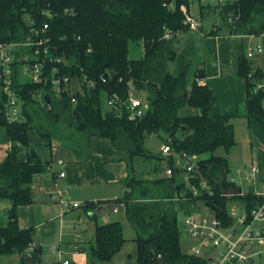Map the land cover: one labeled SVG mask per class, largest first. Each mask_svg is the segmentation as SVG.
<instances>
[{
    "label": "trees",
    "instance_id": "16d2710c",
    "mask_svg": "<svg viewBox=\"0 0 264 264\" xmlns=\"http://www.w3.org/2000/svg\"><path fill=\"white\" fill-rule=\"evenodd\" d=\"M185 2L174 0L172 10L163 0H0V42L15 44L11 63L13 87L22 98L25 116L24 120L13 121L0 113V125L6 127L9 139L28 144V130L36 128L31 119L36 104L45 117L56 121L59 113L65 111L76 130L88 136L108 137L125 152L130 169L136 157L142 158L144 164L150 163L148 177L127 175L123 180L126 189L114 201L122 202L135 231L137 264H151L157 253L162 255L161 264H207L203 258L183 251L178 210L185 213L198 209L195 204L201 198L205 206L213 204L215 215L230 225L233 219L227 208L231 201L236 200L249 214L264 200V195L253 189L243 194L239 185L227 178L228 161L218 150L228 151L234 145L233 124L230 116L219 109L212 90L198 82L205 74L202 65L193 62L196 54L192 38L180 44V34L189 30L182 23L179 9ZM222 10L223 23L227 22L226 12H233L234 21L225 23L226 29L264 33V0H233ZM44 24L47 27L43 30ZM164 28L174 32L168 39L162 38ZM40 38L47 41L39 46L36 55V47L28 43ZM133 41L140 42L143 48L138 59L128 57V46ZM235 51L236 74L246 79V116L256 119L264 129V94L254 88V79L247 77L253 65L246 56L243 39L235 45ZM36 61L44 63L43 71L49 80L57 74L52 72L55 67L59 74L78 79L80 88L55 96L49 80L34 82L23 74V66ZM256 69L257 74L262 72L261 68ZM89 80L93 86H88ZM39 92L49 95L50 108L40 106L35 98ZM130 92L144 94L148 101L139 119H129L127 109L118 104L104 109L112 95L125 100ZM72 97L76 98L75 103L71 102ZM5 100L0 81V107ZM182 106L198 107L200 114L179 116L177 110ZM36 129L43 137H52L44 128ZM161 130L166 134L164 142L170 141L175 150L199 155V167L211 183L212 195L203 192L192 196L183 180L177 182L176 171L170 177L158 175L159 159L164 157L148 151L144 139ZM48 165L30 148L24 161L17 160L12 148L0 162V174L10 178L9 185L0 187V198L13 201L8 223L0 227V255L19 253L20 264H41L40 249L31 246L34 228H19L16 217L19 204L32 202L34 176ZM227 187L238 190L233 196L222 195ZM153 191L156 194L150 196ZM181 192L186 200L178 201L176 211L171 203ZM94 206V202H88L84 209ZM125 240L120 221L98 224L88 251L90 259L110 260Z\"/></svg>",
    "mask_w": 264,
    "mask_h": 264
},
{
    "label": "crops",
    "instance_id": "0c3cea01",
    "mask_svg": "<svg viewBox=\"0 0 264 264\" xmlns=\"http://www.w3.org/2000/svg\"><path fill=\"white\" fill-rule=\"evenodd\" d=\"M198 13L201 15V11ZM212 23L202 25L198 31L189 32L196 48L195 60L204 69L202 82L212 90L219 109L229 115L231 121L246 120L253 139L250 143L254 149L251 162L256 165L258 172H264V129L256 119L246 116V79L236 74L234 63L235 45L241 39L224 32V29H212ZM212 30L218 32L211 34ZM243 41L245 43L247 40ZM142 54L140 42L135 43L132 49L129 44L130 59H138ZM263 57H253L255 68L264 70ZM177 114L194 116L200 114V109L182 106ZM27 136V145L10 140L6 127L0 125V162L12 148L16 151L17 160L24 161L30 148L42 162L53 166V172L46 167L35 178L32 202L17 206L18 227L34 228L31 246L40 249L41 264H61L64 259H68L69 264H137L135 231L130 236L123 234L126 240L110 260H91L88 251L94 242L98 224L116 220L121 222L114 213L116 211L112 210L111 202L122 197L126 189L123 180L130 173L148 177L150 163L146 165L142 158L136 157L130 169L125 152L116 148L108 137L90 135L81 145L75 142L70 144L69 140L59 137H43L36 128L29 129ZM160 166L158 175L162 176L165 165ZM59 171H64V176H58ZM9 184L10 178L0 174V187ZM63 200L76 201L80 205L68 206ZM88 202H94L95 206L85 210ZM231 202L237 203L236 200ZM107 203H111V206ZM12 205V199L0 198V227L7 225ZM0 264H20V254L0 255Z\"/></svg>",
    "mask_w": 264,
    "mask_h": 264
},
{
    "label": "built area",
    "instance_id": "2783aa9c",
    "mask_svg": "<svg viewBox=\"0 0 264 264\" xmlns=\"http://www.w3.org/2000/svg\"><path fill=\"white\" fill-rule=\"evenodd\" d=\"M233 0H198L199 5H213L219 9H223L224 5ZM163 4L174 9V0H163ZM191 3L188 7L185 3L179 5V9L182 12V23L189 29H199L202 26L201 18L197 17L193 10H191ZM198 5V7H199ZM226 20L228 23H233V12H226ZM226 22V23H227ZM212 29H222L221 24H213ZM47 27L43 25V30ZM173 31L169 28H164L162 38L168 39L173 35ZM252 34H250V37ZM263 37L264 33L258 35ZM47 40L40 38L36 41H32L28 44L34 45V53H39V46L43 45ZM14 43L0 42V81L1 88L6 94V100L3 103V107H0V113H4L8 120L21 121L25 119V116L21 112L22 98L13 87L12 79V66L13 61L12 50ZM43 50H48L47 47H43ZM245 53L247 58H253L257 55L264 54V40L263 41H245ZM58 60V59H57ZM43 62L36 61L31 65H26L25 73L28 74L34 82L46 83L49 79L43 71ZM257 69L252 66L249 70L247 77L254 79L255 89H259L264 94V70L260 74L256 73ZM52 72H57L50 77L51 88L55 96H60L61 92L70 89V76L67 74H59L57 68H53ZM203 83L202 80L198 81ZM92 80L88 81V86H93ZM72 90V89H70ZM38 100L41 106L50 108V102L45 101L41 92L37 94ZM71 102L75 103L76 98L72 97ZM264 105V96H263ZM106 105L112 107L113 105H121L128 111V118L132 120L142 117L148 107V102L145 97L130 92L127 99L121 100L116 95H112L106 100ZM160 153L167 160V164L163 169L164 176H172L174 171L180 174L184 178L186 185L190 187L192 196L196 197L198 194L206 193L212 195L214 190L207 176H205L199 167V155L196 153H188L185 150H175L171 142H163ZM169 160L171 163L169 164ZM248 173L244 174L248 181L254 178V174L257 171L256 165L251 163L248 168L245 166ZM47 169L54 171L52 164L47 166ZM58 176H64V171L57 172ZM38 178V174L34 176ZM252 178V179H251ZM229 181L235 182L233 177H229ZM34 181L31 183V188H35ZM240 187V185H239ZM237 189V188H234ZM241 189V187H240ZM66 191V190H65ZM244 190L241 189V192ZM222 195L224 190H222ZM264 195L263 193H260ZM227 196V195H225ZM68 206L77 207L79 202L63 200ZM195 205H198L197 203ZM205 205V204H204ZM117 205H112V210L117 211ZM227 213L233 219V223L225 225L220 218H218L214 210L206 207L202 210L199 206L198 209H192L183 213L182 221L184 225L185 233L193 240V244L190 246L188 252L189 255L204 258L207 264H247L252 261V257L255 253L262 255L264 250L258 249L257 245H263L264 247V200L262 203L253 207L248 214L243 208H236L235 203L230 202L227 208ZM256 245V246H255ZM162 255L157 253L151 264H161ZM61 264H69L68 259H64Z\"/></svg>",
    "mask_w": 264,
    "mask_h": 264
},
{
    "label": "rangeland",
    "instance_id": "374dc122",
    "mask_svg": "<svg viewBox=\"0 0 264 264\" xmlns=\"http://www.w3.org/2000/svg\"><path fill=\"white\" fill-rule=\"evenodd\" d=\"M190 3L192 4L191 10H193L194 14L199 18L201 17V23L203 26H207L208 23L213 22L212 24H214V23L215 24H221L222 29H224V32H226L228 34L232 33L235 36L239 37L240 39H244L247 41L250 40V38H251V41H263L264 40L263 37L258 36L259 34L255 35V33H254L250 37V33L243 32V31L240 32V31H236L234 29H228V28L226 29L225 25L227 23H226V21L223 23V18L221 16V14H223V10L219 9V8L216 9V7L213 5V3H211V5H199V4H197L198 0H187V2H185V4L188 7H190L189 6ZM198 5H199V7H198ZM198 11H201V15H200V13H198ZM201 28L202 27H200L199 29H201ZM199 29H189L188 32L180 34V37H182L180 40V42H181L180 44L182 45L183 42L185 43L188 38H191V36H190L191 34L189 33L190 31H198ZM221 32H223V31H221ZM135 43L137 44L136 41L129 43L131 49L134 47ZM10 44H12V43H10ZM139 49H141V48H139ZM195 54H196V48H195ZM131 56H134L133 53H131ZM254 60H255L254 58L251 59L252 65H253V67L254 66L256 67V65L253 62ZM263 60H264V57H263ZM193 62H196V60H193ZM26 65L27 64H25L22 68L23 74L25 73ZM24 75H26V74H24ZM69 85L71 87L70 89H72V90H76V89L80 88V84L78 82V79H76V78H70ZM138 96L144 97L145 95L139 94ZM35 98L38 100L37 95L35 96ZM106 104L107 103H105L104 109H109L110 107H108ZM22 105H23V103H21V107H22ZM40 106H41V104H40ZM32 108L34 109V113H33V111H31V119H32V124L34 127H36V128L42 127L46 131L50 132V135L54 136V138L59 137V138H62L63 140L67 139V140H69L68 142L70 144L73 142H75L77 144H81V145L85 143V139L88 136L87 133L76 130L75 125L73 124V122L71 121V119L69 117V114L68 113L66 114L65 111L59 113L58 119L56 121H54L53 119H50L49 117H45V115L43 113H41V110L38 109L36 104L33 105ZM21 112H22V110H21ZM232 124H233V135H234V141H235L234 145L231 146V148L228 151H225L224 149L218 150V154L225 156L227 158V161H228V167L229 168H228L227 178L229 179L230 176L233 177L235 183L240 185L241 189L244 190L243 194L246 190L252 189V188L255 191H259V192L264 191V172H258V170H257L254 174V178L253 179L251 178L252 179L251 182L248 181V179L244 175V174L249 172V170H247L245 168V166H247V168H248V166L252 163L251 162V156H252L253 151H254V149L251 147V144H250L251 142H253V139H251V137H250V133H249L248 128H247L246 120L245 119L239 120V122L232 121ZM69 137H70V139H69ZM165 138H166V134L161 130L159 132H156V133H153V134L146 136L144 139V145H145L146 149L148 151H150L151 153L160 154V148H161ZM146 161H148V160H146ZM159 163L162 166L166 165L167 160L159 159ZM145 164H147V162ZM173 173H175V171ZM178 176L179 177L176 178V180H177V182L178 181L180 182V179L182 180V177L180 176V174H178ZM185 187H186V189H187V187L189 188L188 185H186ZM237 190L238 189H234L232 187H227L224 189V194L227 196H233L234 194H236ZM149 194H150V196H152V195L154 196L156 194V191H153ZM182 194H183L182 192L178 193L175 196L174 201L171 203L174 210H176V211L178 210V206H179L178 204H180V203H178V201L184 202L186 200V199L184 200V197L181 196ZM207 195H209V194H207ZM197 196H199V194ZM111 203L117 204L118 211H116L114 213L117 215V217L122 222L123 234L125 236H130L131 234H133L134 230L130 226V223L127 222L124 205L122 204V202H118V201L117 202H111ZM111 203H107V204H109V206H111ZM197 203L202 210L206 209L207 206H205L203 204V201L201 200V198H198ZM107 204H105V205H107ZM235 205H236V208H238L240 206L238 203H235ZM182 216H183V212L178 210V227H179V231H180L181 247H182L183 251L186 253V252H188L190 246L193 244V240L185 233L184 225H183V221H182ZM257 248L264 250L263 245H257ZM247 264H264V254L259 255V254L255 253L254 256L252 257V261L247 262Z\"/></svg>",
    "mask_w": 264,
    "mask_h": 264
},
{
    "label": "water",
    "instance_id": "95a60500",
    "mask_svg": "<svg viewBox=\"0 0 264 264\" xmlns=\"http://www.w3.org/2000/svg\"><path fill=\"white\" fill-rule=\"evenodd\" d=\"M44 99H45V101L50 102V98H49V95L48 94H45L44 95ZM206 205H208L212 210L215 209L214 205L211 204V203H207Z\"/></svg>",
    "mask_w": 264,
    "mask_h": 264
},
{
    "label": "bare ground",
    "instance_id": "6f19581e",
    "mask_svg": "<svg viewBox=\"0 0 264 264\" xmlns=\"http://www.w3.org/2000/svg\"><path fill=\"white\" fill-rule=\"evenodd\" d=\"M160 154H161V153H160ZM165 166H166V165H165ZM182 180L185 181L183 177H182ZM189 189H190V187H189Z\"/></svg>",
    "mask_w": 264,
    "mask_h": 264
}]
</instances>
